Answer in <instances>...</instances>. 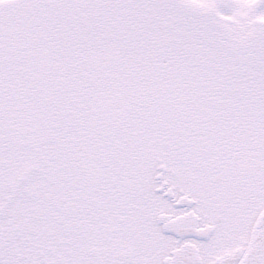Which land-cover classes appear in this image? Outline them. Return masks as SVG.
Masks as SVG:
<instances>
[{"label":"snow or ice","instance_id":"obj_1","mask_svg":"<svg viewBox=\"0 0 264 264\" xmlns=\"http://www.w3.org/2000/svg\"><path fill=\"white\" fill-rule=\"evenodd\" d=\"M0 264H264V0H0Z\"/></svg>","mask_w":264,"mask_h":264}]
</instances>
